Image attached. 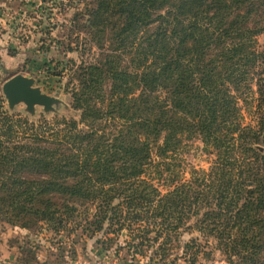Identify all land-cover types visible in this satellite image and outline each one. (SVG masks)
I'll return each instance as SVG.
<instances>
[{
    "label": "trees",
    "instance_id": "1",
    "mask_svg": "<svg viewBox=\"0 0 264 264\" xmlns=\"http://www.w3.org/2000/svg\"><path fill=\"white\" fill-rule=\"evenodd\" d=\"M80 2L65 52L86 49L83 32L95 54L63 61L78 118L33 123L0 105V222L112 232L107 249L126 230L133 255L146 245L161 259L159 238L194 216L230 264H264V0ZM252 82L255 127L240 123ZM193 139L213 148L210 170L175 176L162 192L152 168ZM82 207L93 211L84 225L75 219ZM4 245L5 259L33 263ZM198 252L185 251L184 263L196 264Z\"/></svg>",
    "mask_w": 264,
    "mask_h": 264
},
{
    "label": "rangeland",
    "instance_id": "2",
    "mask_svg": "<svg viewBox=\"0 0 264 264\" xmlns=\"http://www.w3.org/2000/svg\"><path fill=\"white\" fill-rule=\"evenodd\" d=\"M81 6L80 0H9L8 5L0 8V105L8 109L13 119L27 118L29 122L38 123L42 119L52 122L59 116L78 118L77 112L70 108L69 95L64 92L68 67L63 61L72 59L78 63L95 54L94 48L88 50L89 44L83 32H79L78 40L81 47L86 49L65 52L69 39L77 36L72 18L77 7ZM257 39L259 45H264L263 35ZM15 74L32 77L34 85L48 95H53L59 89V103L55 109L46 112L42 106L35 105L34 111L29 112L23 102L10 109L1 86ZM251 87V92L242 95L243 98L239 100L240 123L255 127L259 116V94L254 82ZM168 156L163 160L166 164L157 167L162 170V178H157L155 167L149 174L150 180L162 192L168 189L167 183L175 176V181H187L192 180L200 171L208 172L216 158L212 147H205L196 139L184 141L179 151L169 152ZM153 159L155 163L161 161L155 154ZM92 213L91 207L88 211L82 207L75 219L84 225L85 218L91 219ZM195 221L196 217L192 216L176 232H169L159 238L166 251V257L161 259L152 254L151 249L155 248L146 245L141 248V253L133 255V250L126 245L130 240L126 230H122L121 236H116L107 249L105 237L114 238L112 232L105 235L100 232L90 237L83 228L74 229V225L54 231L44 222L31 229H19L0 222V246L3 245V249L0 248V264H18L14 257L2 258L6 243L20 246V253L24 258L32 259V264H185L181 255L185 251L193 252L197 249L196 264H230L226 255L216 249L214 239L196 229ZM168 238L171 240L166 243ZM186 243H189L190 248L184 246Z\"/></svg>",
    "mask_w": 264,
    "mask_h": 264
},
{
    "label": "water",
    "instance_id": "3",
    "mask_svg": "<svg viewBox=\"0 0 264 264\" xmlns=\"http://www.w3.org/2000/svg\"><path fill=\"white\" fill-rule=\"evenodd\" d=\"M1 91L10 109L15 104L23 102L29 112L34 111L35 105L42 106L44 111L49 112L59 103V89L53 95H48L34 85L32 77L22 74H15L6 79L2 83Z\"/></svg>",
    "mask_w": 264,
    "mask_h": 264
},
{
    "label": "crops",
    "instance_id": "4",
    "mask_svg": "<svg viewBox=\"0 0 264 264\" xmlns=\"http://www.w3.org/2000/svg\"><path fill=\"white\" fill-rule=\"evenodd\" d=\"M8 3H9V0H0V8L2 7V5H3V6H5L6 4L8 5ZM1 9H2V8H1ZM6 68L8 69L9 67L6 66ZM2 258H4V257H2Z\"/></svg>",
    "mask_w": 264,
    "mask_h": 264
}]
</instances>
